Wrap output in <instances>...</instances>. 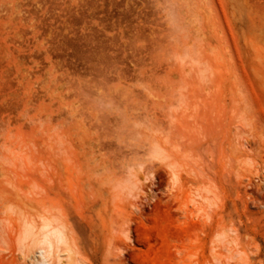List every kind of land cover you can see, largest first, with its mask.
<instances>
[{
	"label": "rangeland",
	"instance_id": "374dc122",
	"mask_svg": "<svg viewBox=\"0 0 264 264\" xmlns=\"http://www.w3.org/2000/svg\"><path fill=\"white\" fill-rule=\"evenodd\" d=\"M43 223L62 264H264V0H0V264Z\"/></svg>",
	"mask_w": 264,
	"mask_h": 264
},
{
	"label": "bare ground",
	"instance_id": "6f19581e",
	"mask_svg": "<svg viewBox=\"0 0 264 264\" xmlns=\"http://www.w3.org/2000/svg\"><path fill=\"white\" fill-rule=\"evenodd\" d=\"M25 240H27L26 264H45V257L51 250L55 254L57 264H62L60 261L62 255L69 251L62 248L64 244L62 231L48 223L41 224L35 232L31 228L24 227L18 234L14 250L21 252L25 247Z\"/></svg>",
	"mask_w": 264,
	"mask_h": 264
}]
</instances>
